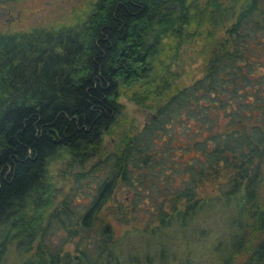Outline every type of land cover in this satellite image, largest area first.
<instances>
[{"label": "trees", "instance_id": "1", "mask_svg": "<svg viewBox=\"0 0 264 264\" xmlns=\"http://www.w3.org/2000/svg\"><path fill=\"white\" fill-rule=\"evenodd\" d=\"M0 264H264V0H95L0 31Z\"/></svg>", "mask_w": 264, "mask_h": 264}, {"label": "rangeland", "instance_id": "2", "mask_svg": "<svg viewBox=\"0 0 264 264\" xmlns=\"http://www.w3.org/2000/svg\"><path fill=\"white\" fill-rule=\"evenodd\" d=\"M95 0H15L12 3L5 4L0 2V31L14 30V29H27L34 25H52L57 26L59 24L73 23L77 18H83L84 12L88 10L89 6ZM203 1V0H200ZM194 40V39H193ZM198 45L195 41L187 40L182 44L181 56L183 61L179 64L183 74V82H188L193 78L200 76V68H202V60L195 54V50L198 49ZM123 106V111L127 113L128 119L133 121L134 129H139L152 115L151 111L137 106L134 102L128 100L126 97L121 96L119 98ZM128 124V123H127ZM126 124V125H127ZM130 126V125H129ZM115 135H104L102 139V146L106 150H111L113 146L112 139ZM94 161L93 158L89 162ZM92 163V162H91ZM66 189V187H65ZM213 185H207L203 190V197L212 195L214 193ZM132 192L122 188L116 193V200H123L131 198ZM139 200V205L142 206L141 210H137V217L144 220L146 213L152 205V201L149 198L142 197ZM157 202H162V197H157ZM144 209V210H143ZM138 225V224H136ZM114 226L116 224L114 223ZM120 231H123L125 226L118 227ZM180 239H174L172 243H168V250L174 251L175 245L173 242ZM178 243V242H177ZM210 238L201 239L200 241H189L188 247L195 252H200L206 246L210 245ZM65 248L72 249V244H68ZM180 248H184V244L180 245Z\"/></svg>", "mask_w": 264, "mask_h": 264}]
</instances>
